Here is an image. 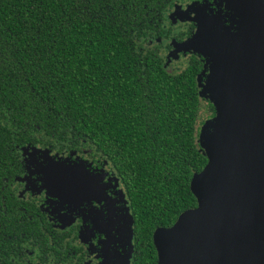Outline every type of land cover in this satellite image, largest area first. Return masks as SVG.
Here are the masks:
<instances>
[{"label":"trees","instance_id":"16d2710c","mask_svg":"<svg viewBox=\"0 0 264 264\" xmlns=\"http://www.w3.org/2000/svg\"><path fill=\"white\" fill-rule=\"evenodd\" d=\"M172 6L0 0V264L68 245L63 235L48 244L51 226L15 195L23 148L86 151L109 164L130 204L131 264H157L154 232L197 207L190 184L208 163L198 123L202 109L212 120L216 108L199 96L203 58L165 65Z\"/></svg>","mask_w":264,"mask_h":264},{"label":"water","instance_id":"95a60500","mask_svg":"<svg viewBox=\"0 0 264 264\" xmlns=\"http://www.w3.org/2000/svg\"><path fill=\"white\" fill-rule=\"evenodd\" d=\"M223 1L237 33L204 22L175 45L207 59L199 96L216 114L198 140L208 163L191 180L197 207L154 232L157 264H264V0ZM47 184L57 195L87 186L64 170L49 172Z\"/></svg>","mask_w":264,"mask_h":264},{"label":"flooded vegetation","instance_id":"af4514ba","mask_svg":"<svg viewBox=\"0 0 264 264\" xmlns=\"http://www.w3.org/2000/svg\"><path fill=\"white\" fill-rule=\"evenodd\" d=\"M171 3L173 6L167 10L166 27H169L172 32L169 40L160 42L167 47L165 52V65L167 66L171 57L175 61L183 59L185 62L193 56L198 58L190 52L177 54L174 49L177 42H184L194 36L198 26L204 25V22H210L215 27L219 25L230 28L233 25L230 18L231 12L227 10L226 2L223 0H171ZM186 12L188 15H183ZM189 16L202 20L197 24L195 21L187 20ZM180 37L181 40L178 41L176 38ZM173 66L172 64L167 68L173 69ZM37 148L47 149L55 164H63L66 174L71 172L65 175L66 179L83 180L87 186L81 194L68 191V194L57 195L47 184L49 175L46 172L43 175L44 169L37 168L36 164L41 161H36L34 167L27 168L26 161L23 160L24 170L14 186L15 195L18 199L33 203L44 220L51 226L50 233H45L48 235V244L52 246V239L55 238L52 235H63L65 244H68L65 246L66 250L59 254L53 251L46 255L27 252L26 264H118L117 256L124 255L122 248L129 251V248L125 246L128 244L127 235L130 233L132 235V261L135 233L130 204L120 178L109 164L100 156L91 155L86 151L60 152L48 147L37 146ZM77 163L86 168L79 169L80 172L74 174L77 169L72 166ZM87 168L91 172L86 170ZM28 176L30 178L23 181ZM59 208L71 214V217H67L64 213L61 214L64 224L61 223V218L55 215V211ZM86 208L90 211L83 213ZM83 216L87 217L89 222L83 224ZM126 223L130 225L131 232L127 233L124 230L121 233L122 228L127 229ZM85 237L88 239L84 240ZM125 259L126 255L123 261Z\"/></svg>","mask_w":264,"mask_h":264},{"label":"rangeland","instance_id":"374dc122","mask_svg":"<svg viewBox=\"0 0 264 264\" xmlns=\"http://www.w3.org/2000/svg\"><path fill=\"white\" fill-rule=\"evenodd\" d=\"M183 15H188V13L186 12V13H184ZM178 16H180V15H178ZM179 19V18H178ZM182 19V18H181ZM190 19H194L195 20V22L198 24L201 20H199V19H195L194 17H191V16H189V18L187 19V20H189L190 21ZM183 20V19H182ZM227 28V27H226ZM191 53V52H190ZM196 55V54H195ZM170 56H171V54H170ZM198 57H199V55H197ZM180 61V62H179ZM179 61H175V60H173L172 59V57H171V59L169 58V61H168V66L167 67H170V66H172V64L174 65L173 66V70H179V69H181V68H183L184 66H185V61L182 59V60H179ZM174 62V63H173ZM206 70L207 71H205V74L204 75H202V76H200V80H199V83H200V85H201V91H202V87L204 86V84H205V81H206V77H207V74H208V68H206ZM206 95V94H205ZM203 99V106L204 105H206V101H209V99L208 98H202ZM208 120H211L210 119V117H209V115L206 113V112H204V109H202V111H201V113H200V120H199V123H198V140H199V138H200V135L202 134V130H203V128H204V126H206V122L208 121ZM204 122V123H203ZM37 148V147H36ZM34 149V148H33ZM32 148H30L29 149V151H26L25 152V155L23 156L24 158H25V160H26V164H27V168H31V167H34V163H36V161H41V163L40 162H38L36 165H38V167L37 168H42V169H44V171L42 172V174L44 175V173L46 172L48 175H49V172H51V171H58V172H60V170H64V173H65V175H67V174H70V173H67L66 174V170H65V168H63V164H55L54 162H53V160H52V158L53 157H51L50 156V153H49V151H46L45 149H39L38 148V150H40V151H34ZM55 157V156H54ZM70 158V157H69ZM66 161V160H65ZM78 162V161H77ZM73 168H75V169H77V170H75V172H74V174L75 173H77V172H80V171H78L79 169H84V168H86V167H84V166H81L80 165V163H77V164H74L73 166H72ZM57 168V169H56ZM86 170H88V171H90V169L89 168H87ZM91 172V171H90ZM101 173V172H100ZM66 177H68V176H66ZM86 177V176H85ZM30 177L28 176L26 179H24L23 181H26V180H28ZM44 178H45V176H44ZM88 177H86V179H87ZM87 180H89V179H87ZM46 183V182H45ZM51 204V203H50ZM58 204V203H57ZM68 204H70L69 202H68ZM51 206L53 207V205L51 204ZM54 208V207H53ZM87 210V211H86ZM90 211V209H85L84 211H83V213H86V212H89ZM55 215H56V217L57 218H61V223H63L64 221L62 220V216H61V214L62 213H64L67 217L69 216V217H71V214H67V213H65V211H62L61 210V208H59L58 210H56L55 211ZM82 221H83V224L84 223H86V222H89V220L87 219V217H84L83 216V218H82ZM64 224V223H63ZM125 227H127V229L125 228V229H121V233H123L124 232V230L125 231H127V233H130L131 232V228H130V225H127V223L125 224ZM87 236H90V235H87ZM116 236V235H115ZM88 239V237H85L84 238V240H87ZM127 242H128V244L125 246L127 249L129 248V251H126V250H124L123 248H122V250L124 251L123 252V254L124 255H122L121 254V256H117V263L118 264H131V250H132V235H131V233H130V235H127ZM125 255H126V259L123 261V259L125 258ZM123 261V262H122Z\"/></svg>","mask_w":264,"mask_h":264}]
</instances>
